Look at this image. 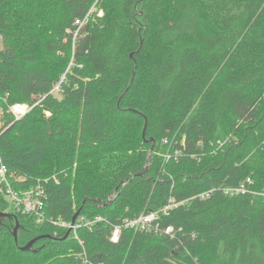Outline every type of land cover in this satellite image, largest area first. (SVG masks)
<instances>
[{
    "label": "trees",
    "instance_id": "trees-1",
    "mask_svg": "<svg viewBox=\"0 0 264 264\" xmlns=\"http://www.w3.org/2000/svg\"><path fill=\"white\" fill-rule=\"evenodd\" d=\"M95 3L104 16L74 40ZM0 36V93L37 103L8 116L0 156L12 180L25 179L17 187L58 176L48 217H105L77 232L92 263L264 264V0H0ZM242 184L247 192L224 193ZM171 198L187 201L160 220L173 234L123 227L111 241L114 225ZM8 213L18 243L5 218L0 264H78L68 229ZM47 234L57 240L20 249Z\"/></svg>",
    "mask_w": 264,
    "mask_h": 264
},
{
    "label": "built area",
    "instance_id": "built-area-1",
    "mask_svg": "<svg viewBox=\"0 0 264 264\" xmlns=\"http://www.w3.org/2000/svg\"><path fill=\"white\" fill-rule=\"evenodd\" d=\"M103 16L104 11L99 8L95 3L88 11L86 16L76 22L77 28L74 32V40L77 39L79 32L83 31L89 21H96L97 18H102ZM71 66H73V61H71ZM64 81L65 75H63L62 78L55 83L54 87L50 91V94L60 98L63 94ZM36 104L37 103L29 104L22 102L10 103L8 92H6L5 94L0 93V105L7 106L9 113L15 121L25 117ZM46 115L49 116L50 112H46ZM165 142H167V140H165ZM177 153L178 152H176V155ZM12 178L13 176L9 174L8 168L4 164L0 156V196L4 198V200L5 197L10 198L11 204L10 208L8 207V210L13 212L14 214L30 216L34 218V220L38 224H44L47 222L53 226L68 229L71 233L74 232L75 238L78 240L80 246L83 248L82 264H94L88 259L84 249V242L79 238L77 232L82 227L92 229V227L96 223L105 221V217L98 215L94 218H88L80 214L75 222L66 221L61 217L57 219L53 217H48L46 214V206L48 199L47 185L50 184L51 181L57 183L59 181L58 176L53 175L51 177L38 178L36 183L29 187L22 186L21 184H19L18 187L14 185V182H23L25 180L23 177H18L14 180H12ZM211 192H213V190H211ZM211 192L206 191L200 193L198 196L201 199H206L212 194ZM245 192H247L245 184H242L237 188H226L224 190L225 194H240ZM114 198L115 194H111L108 198V201L110 202ZM186 203L187 201L176 202L174 198H171L168 204H166L163 208L157 211L143 212L138 217L132 219L127 218L123 220L120 224L114 225L111 241H119L123 227H130L138 231H147L156 234H173L174 228L172 226L162 228L160 225V220L163 216H167L173 209L178 208L180 205H185ZM55 234H57V232H55Z\"/></svg>",
    "mask_w": 264,
    "mask_h": 264
},
{
    "label": "rangeland",
    "instance_id": "rangeland-1",
    "mask_svg": "<svg viewBox=\"0 0 264 264\" xmlns=\"http://www.w3.org/2000/svg\"><path fill=\"white\" fill-rule=\"evenodd\" d=\"M3 48V40H2V38H1V36H0V50ZM70 66H71V61L69 62V65L67 66V70L68 69H70ZM66 70V71H67ZM64 72V71H63ZM62 72V73H63ZM11 116V114L9 113V111H8V108H7V106L6 105H0V130H2L5 126H6V120L8 119V116ZM116 148V147H115ZM115 148H111L110 150H109V153H111L112 151H114V149ZM170 153H171V151L169 150V149H167L165 152H163L162 153V157L164 158V160L166 161L167 159H168V157H169V155H170ZM131 154V150H130V147L129 148H127V147H125L124 148V150H122L121 149V152L119 153V152H114V155H115V157H118V156H120V155H122V156H128V155H130ZM114 161H117V158H115L114 159ZM78 167H79V164H77V162H74V164L71 166V168H70V171H66V172H64L65 174H66V176L68 177L69 175H70V173H72L71 174V177H72V180H75V178H76V176H77V171H78ZM64 170V169H63ZM56 174V173H55ZM107 182V181H106ZM105 184V181H103V179H102V177L100 178V181H99V183L97 184H95V186H96V189H102V187H103V185ZM5 201L7 202V205H8V207L10 208V204H11V201H10V198L9 197H5ZM6 211L7 212H9V210H8V208L6 209ZM76 221V220H75ZM14 226H15V224H14ZM137 230L135 229V232H136ZM13 233V232H12ZM18 233H19V230H18ZM71 234H73V237H74V239H76L75 238V234H74V232L73 233H71ZM79 235V234H78ZM80 237V236H79ZM54 240V239H53ZM77 240V239H76ZM78 242V241H77ZM79 243V242H78ZM82 252H83V250H81V252H72V251H70L69 253H71V254H73L74 255V257L76 258V260L78 259V264H82Z\"/></svg>",
    "mask_w": 264,
    "mask_h": 264
},
{
    "label": "water",
    "instance_id": "water-1",
    "mask_svg": "<svg viewBox=\"0 0 264 264\" xmlns=\"http://www.w3.org/2000/svg\"><path fill=\"white\" fill-rule=\"evenodd\" d=\"M133 78H134V74H133V76H132V80H131V81H133ZM145 132H146V125H145V127H144L143 137H145ZM85 202H86V200L84 201V203H85ZM80 213H81V210H78V211L74 214V216H73V218H72V222H75V220H76L77 217L80 215ZM5 218H14V219H15V226H13V228H12V232H13V235H14V238H15V242L18 243V230H19V228H20V222H19V220L17 219L16 216H12V215H11L10 213H8V212L0 211V225H1L2 221H3ZM69 235H70V230H68V232L66 233V235H65L62 239H67V238L69 237ZM46 238H47V239H54V240H57L56 237H54V236H52V235H49V234H47V235H39V236H37V237L31 239V240H30L29 242H27L25 245L20 246V249H21L22 251H33V252H37L38 249H41L43 246H40L39 248H33L34 245H35L38 241H40V240H42V239H46Z\"/></svg>",
    "mask_w": 264,
    "mask_h": 264
}]
</instances>
